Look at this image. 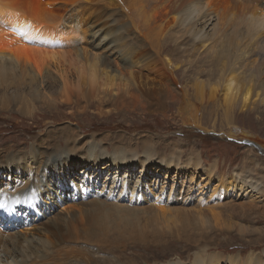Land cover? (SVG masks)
<instances>
[{"label":"bare ground","instance_id":"obj_1","mask_svg":"<svg viewBox=\"0 0 264 264\" xmlns=\"http://www.w3.org/2000/svg\"><path fill=\"white\" fill-rule=\"evenodd\" d=\"M58 2L0 0V112L31 116L41 106L54 115L65 106L79 125L92 106L100 119L167 117L174 106L194 129L211 107L264 118V0H76L56 9ZM170 66L185 74L181 86ZM152 136H87L68 124L34 137L30 150L0 152V264H137L103 250L170 239L195 249L194 261L163 264H264V248L246 258L210 252L235 244L233 236L264 245V227L211 211L224 196L229 213L264 218V140L238 135L249 148L224 186L217 163L205 168L196 150ZM5 174L27 175L28 184L6 191ZM195 178L219 181L208 184L209 197L195 196ZM199 199L207 207L198 209ZM118 212L127 217L105 224ZM26 220L31 226L16 232Z\"/></svg>","mask_w":264,"mask_h":264},{"label":"rangeland","instance_id":"obj_2","mask_svg":"<svg viewBox=\"0 0 264 264\" xmlns=\"http://www.w3.org/2000/svg\"><path fill=\"white\" fill-rule=\"evenodd\" d=\"M71 1H76V0H59L57 5L54 7L57 9L62 7L64 4L66 5V8L70 7L73 3ZM67 10H70V8H68ZM62 14L64 13L62 12ZM68 14L70 15V12L66 11L64 16H69ZM260 56H259L260 61L261 60L263 61L264 51L262 52L260 51ZM170 67L172 68L171 70H173V67L172 66ZM173 72L179 78L180 80L179 85L181 86L183 84L181 81V79L183 78L182 75L184 74L183 71L182 70L176 71L174 67ZM70 108L71 107L59 106L56 114L54 115L48 112L45 113V109H42L41 106H39L38 109H36V111L31 116L21 115V112L18 111H14L11 113L0 112V152H2L3 150L9 147L10 149H14L16 151H24V150L27 151V148L28 150H30V148L34 144V140H33L34 137L35 138L43 137L48 130L55 129L56 127L58 128L59 126H64L68 124L72 125L78 131H83L87 136L93 134H97V135L110 134L112 136L126 134L131 137H140L141 134L143 135L150 134L153 135L152 138L154 140H157L158 138H164V140L167 141V143L169 142V144L171 142L176 143L180 141L182 145H186L187 147H189V151L192 149L196 150L198 154L202 157L203 166L205 168H210V166H213L215 163H217L218 168L216 174L218 177L221 176L223 178L222 181L220 182L221 184L224 182V186H225V183L228 180L227 178L232 176L233 171L237 170L243 165L246 149L249 148L245 145L246 143L245 140L240 141V136L238 135H241V138H243L244 134H246L249 135V137L256 139L259 137L261 140H264V118L258 117L256 114H251L248 111L235 112L226 116L223 109L219 107H211L208 109V112H205L203 109H201L199 111L198 116L196 117L197 120H199V122L197 123L198 129H194L185 126L181 122V116L179 114L180 112H178L174 106H171L170 110L167 112L168 114L167 117L162 116L163 114L161 113L153 115V114H143V113L141 114L140 111H137L134 113L129 112L124 115L111 114L108 117L101 119L98 116L97 112L95 111V106H92L88 109L87 113L83 115L80 114L78 115L79 125L74 123L75 122L74 119L73 121H71L72 120L71 114H69V112L71 111ZM184 116H186V114H184ZM229 135L230 138H228ZM259 138L257 139L258 141H260ZM257 156L259 158L264 159L263 151L261 152L259 151V153H257ZM261 163L263 164V162ZM138 173L139 172H137V175L134 176L138 177L139 176ZM6 177H8V179ZM10 177L5 174L1 179H2V183H4V181L10 182L11 186L10 187L5 186V188L6 189L11 188V192H13L16 187L18 188L20 182L24 181L25 183H27V175H25L22 178V181H20V179L16 178L15 176L12 177L10 175ZM112 178H114V176H112ZM134 180L135 177L131 179V183H136ZM218 181L219 179L216 178L210 184V182L208 180H205V178L204 179L195 178L192 182V187L195 186L199 187V191L192 189L190 193L195 196L197 194L198 195L201 194L204 197H209L208 192L210 191V188L209 191L208 190L206 191V188H208V184H210L211 187L212 185L218 183ZM18 182L19 184H17ZM167 182L169 183V186H171L172 183H170L169 181ZM6 184L7 183H4V185ZM156 196L158 195H155V197ZM200 199L197 202L200 205L198 209H204V206L207 207L205 204H208V200L207 201L204 200L201 202ZM257 201L263 202L264 198L263 199L260 198ZM157 202H158L157 204H161L159 199L157 200ZM225 202L226 199L224 196L222 197V200H220L217 197L215 205L218 208L215 209L216 211L215 210H211V211L225 214L227 218L233 223L249 225L255 228L264 227V218L263 219L254 218V217L243 218L238 216L236 213L231 214L228 212L227 208H225V207H229V206H224ZM106 208L110 210L113 214L116 213V210L111 206ZM56 210H57L56 212L58 213L62 211L61 209H57V208ZM209 210L210 209L207 208L205 210L206 213H209ZM119 213L120 212H118L116 216H114L115 219L114 217L112 218L110 217L109 220L107 221L108 223L105 222V224L108 225L111 224L110 227L113 228L114 225H117L119 223L118 222L119 219H123V217L125 219L127 217V216L125 217L126 215L125 213H120V216H118ZM115 221L118 223H116ZM22 230L24 231V229L20 227L18 231H22ZM233 237L234 238L231 237L233 239L231 242H234L235 244L227 245L225 249H222L223 247L221 248L219 247V249L216 248V250L213 249L210 252L212 253L215 251L222 250L227 255H233V254L236 255L240 253L243 258H246L247 255L250 254L252 251L260 252L264 248L263 247L264 245H258L257 248H252L251 246H245L235 236ZM140 246H141L140 244L132 245L129 242H122L120 243L119 248H117L116 251L115 250L109 251L106 248L103 251L106 253V254L104 253L105 255L113 258L115 257L116 258L120 257L121 259L124 257H125L124 259L133 258V260L136 261L137 264H143V263L163 264L165 262H168V260L169 261L182 260L183 262H190V263L194 261L193 254L195 249H188L189 247L187 246V244L183 242L174 241L173 239H170L166 244V246H161V247H159V245L158 246L142 245L141 247ZM94 251L96 250L94 249ZM246 251H249L250 253ZM99 253L100 255L99 254L98 255L100 257H103L104 254H101L100 251Z\"/></svg>","mask_w":264,"mask_h":264},{"label":"snow or ice","instance_id":"obj_3","mask_svg":"<svg viewBox=\"0 0 264 264\" xmlns=\"http://www.w3.org/2000/svg\"><path fill=\"white\" fill-rule=\"evenodd\" d=\"M21 32H22V35H24L26 38H27V34L26 33H23V31L21 30Z\"/></svg>","mask_w":264,"mask_h":264}]
</instances>
